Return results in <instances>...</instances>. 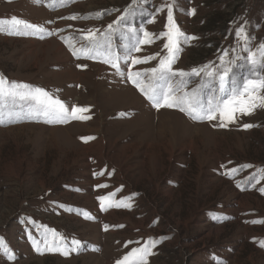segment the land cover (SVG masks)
<instances>
[{
  "label": "rangeland",
  "instance_id": "obj_1",
  "mask_svg": "<svg viewBox=\"0 0 264 264\" xmlns=\"http://www.w3.org/2000/svg\"><path fill=\"white\" fill-rule=\"evenodd\" d=\"M168 7L196 37L175 53L173 72L186 73L168 80L177 94L219 98L218 76L193 68L229 67V90L264 79V0H0V77L87 109L44 123L29 118L32 101L0 103V264H116L149 240L146 264H264V105L220 126L153 107L128 79L155 83ZM12 18L46 31L10 34ZM145 31L151 42L126 60ZM116 57L120 72L105 62ZM44 237L68 254L45 250Z\"/></svg>",
  "mask_w": 264,
  "mask_h": 264
},
{
  "label": "snow or ice",
  "instance_id": "obj_2",
  "mask_svg": "<svg viewBox=\"0 0 264 264\" xmlns=\"http://www.w3.org/2000/svg\"><path fill=\"white\" fill-rule=\"evenodd\" d=\"M136 0H133L135 3ZM76 16L65 17V19H76ZM123 19V18H121ZM3 25V22H0V26ZM9 33L14 35H28L40 33L43 34L46 29L41 25H36L28 23L26 21L12 18L9 22ZM168 31L165 33L167 36V43L164 44V48L168 50L169 55L159 60V66L153 67L148 70L151 73V80L155 83L148 85L147 87L139 79L141 77L140 72L135 74L129 73L128 79L141 91V93L151 101L153 107L160 109L161 107L168 108H178L181 112H185L190 118L203 122L204 120L212 121L216 120L217 117L221 119L222 123L220 126H226V123H232L235 121L236 114L250 115L254 109L259 105H264V96L256 95L258 89H264V79H252L249 78L246 80L243 91H240L236 88L226 89L227 80L231 69L225 67L222 73H214V71H206L208 66L201 69H192V74L200 76L202 72L208 77L218 76V93L219 98L215 96L208 99L206 103H201L199 99V90H193L192 93L184 92L183 95H179L181 89H174L171 84L168 83V80L171 76H180L183 77L186 75L183 71L173 72L172 62L176 58L175 53L179 50V44L181 38L184 42H187L189 39H196V37H187L183 32L179 30L176 24L173 21L172 9L168 7ZM109 28H112V25H109ZM92 30H89L91 32ZM238 39L243 38L247 41L249 38L245 34V30L240 28L235 33ZM152 34L148 32H143L142 38H139L136 44L132 45L128 49V55L125 57L127 60L131 57V52L133 50L139 52L141 44L150 43ZM42 38V36H41ZM100 47H107L110 49V45H100ZM261 52V63L264 64V44L260 46ZM75 54V53H74ZM110 54V51H109ZM225 56L228 53L224 54ZM256 53L249 54V62L253 65L256 64ZM154 56L141 58H131V63L133 65L147 63L148 61L154 59ZM119 57H116L114 60H106V63H110L112 67L116 68L120 72L119 65L117 61ZM221 63H224V57H221ZM122 74V73H121ZM159 81H164V87L161 88ZM19 101H32L33 103L29 104V118H36L40 122V118L43 117L42 122L44 123H64L67 122L70 115H74L77 112L87 111V109H81L74 107L72 112L69 113L68 109L65 107L64 103L59 99H54L46 90L43 88H33L27 84H18L16 82L9 83L3 77H0V103H3L5 99H11L13 103ZM9 116H12V113H9ZM245 129L253 127L251 124H244ZM91 139V138H87ZM261 191H264L262 189ZM106 197H100V200H105ZM87 218V216H86ZM55 236V234H53ZM44 246L45 250L51 252H61L62 255H67V250H62L63 245L56 243H49L47 237H44ZM165 239V238H161ZM2 243V242H0ZM78 241H73V244H78ZM157 241L149 240L146 242L143 247H136L126 255L122 261H117L116 264H146V257L151 253V249L155 247ZM33 246L37 251H41L39 243L33 241ZM261 246H264L262 243Z\"/></svg>",
  "mask_w": 264,
  "mask_h": 264
}]
</instances>
